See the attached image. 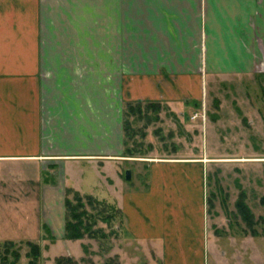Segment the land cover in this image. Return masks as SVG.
I'll list each match as a JSON object with an SVG mask.
<instances>
[{
  "label": "crops",
  "instance_id": "obj_1",
  "mask_svg": "<svg viewBox=\"0 0 264 264\" xmlns=\"http://www.w3.org/2000/svg\"><path fill=\"white\" fill-rule=\"evenodd\" d=\"M257 72L264 0H0V244L80 262L83 239L65 229L72 189L119 210V264H213L208 167L221 156L128 153L123 105L157 102L201 126L218 81ZM120 79L115 107L104 83Z\"/></svg>",
  "mask_w": 264,
  "mask_h": 264
},
{
  "label": "rangeland",
  "instance_id": "obj_2",
  "mask_svg": "<svg viewBox=\"0 0 264 264\" xmlns=\"http://www.w3.org/2000/svg\"><path fill=\"white\" fill-rule=\"evenodd\" d=\"M262 74L264 73L257 72L230 82L218 81L214 88V96H211L207 107L203 109V117L196 119V124L201 126L188 124L189 119L172 115L165 109L149 110L148 117L144 119L135 115L129 116L125 111L126 103L134 101H124V121L129 119L132 123L131 131L124 130L125 140L128 143L126 145L136 153L166 156L176 154L177 151L195 150L196 152L202 149L208 151L209 155L213 151V155L221 156L208 167L209 211L211 224H215V234L218 237V251L213 264H264V254L257 253V246L260 249L264 248V245L261 242L258 244L257 237L253 236L257 233L259 237L264 238V76ZM104 84L106 103L115 106L123 101L126 80H106ZM211 85L210 82L207 83L208 91L213 90ZM214 99L217 103L219 100V107H216ZM114 166L123 179L126 178V171L131 170L129 168L124 170L127 164L123 163ZM124 184L130 182L124 181ZM242 192H244L243 200L249 205V211L253 215L252 224L242 218L237 208ZM92 211L111 214L112 219L110 223H105L98 218L96 227L99 232L95 238L86 236L82 240L83 259L76 262L119 264L114 253L120 241L119 233L122 231H119L122 228L119 211L109 205L106 207L97 205ZM2 249L5 250L4 247ZM14 249L18 251V256L15 255ZM47 249L48 252L41 254L37 264H56L58 257H68L65 248L57 249L56 252L50 251L48 247ZM29 250L26 244H16L6 253L8 263L5 264H29L30 258L26 255ZM226 251L230 253L227 257ZM0 264L4 263L0 260Z\"/></svg>",
  "mask_w": 264,
  "mask_h": 264
},
{
  "label": "trees",
  "instance_id": "obj_3",
  "mask_svg": "<svg viewBox=\"0 0 264 264\" xmlns=\"http://www.w3.org/2000/svg\"><path fill=\"white\" fill-rule=\"evenodd\" d=\"M164 109L160 103L157 102H147L143 104L142 102H128L126 103V113L130 115L138 116L139 118L148 117V111H161ZM125 114V113H124ZM132 123L129 119L124 121V130L131 131ZM127 131V132H128ZM128 144L125 140V145ZM128 153H133L135 151L132 148H127ZM70 195V196H68ZM72 196V197H71ZM244 192H242V197L237 202V208L241 213L242 218L249 221L248 223H253V215L249 211V205L243 200ZM210 203V199H209ZM101 205L106 207L107 203L99 201L92 196H82L79 192H76L72 189H68L67 197L65 200L66 208V238L72 240H82L86 236L95 238L96 234L99 232V229L96 227L98 223V218L105 223L111 222V214H104L103 211L94 213L92 210H95V206ZM113 209L117 210L113 206L109 205ZM92 208V210L90 209ZM103 212V213H102ZM102 214V215H100ZM104 235V234H102ZM15 243L8 241L3 244H0V260L2 263H8L7 252H9L12 247H15ZM29 252L26 254L30 258L29 264H37L41 257V247L36 243H29ZM4 247V251L3 248ZM15 251V255L18 256V251ZM56 264H78L71 257L61 256L56 259Z\"/></svg>",
  "mask_w": 264,
  "mask_h": 264
},
{
  "label": "water",
  "instance_id": "obj_4",
  "mask_svg": "<svg viewBox=\"0 0 264 264\" xmlns=\"http://www.w3.org/2000/svg\"><path fill=\"white\" fill-rule=\"evenodd\" d=\"M131 177H132V173H131V171H130V170H127V171H126V179H127V180H131Z\"/></svg>",
  "mask_w": 264,
  "mask_h": 264
},
{
  "label": "built area",
  "instance_id": "obj_5",
  "mask_svg": "<svg viewBox=\"0 0 264 264\" xmlns=\"http://www.w3.org/2000/svg\"><path fill=\"white\" fill-rule=\"evenodd\" d=\"M192 118L194 119V118H196V116H193Z\"/></svg>",
  "mask_w": 264,
  "mask_h": 264
}]
</instances>
